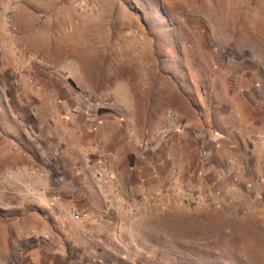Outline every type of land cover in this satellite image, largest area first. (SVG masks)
I'll list each match as a JSON object with an SVG mask.
<instances>
[{
    "label": "rangeland",
    "instance_id": "obj_1",
    "mask_svg": "<svg viewBox=\"0 0 264 264\" xmlns=\"http://www.w3.org/2000/svg\"><path fill=\"white\" fill-rule=\"evenodd\" d=\"M68 96L181 129L201 166L213 134L235 156L205 202L79 227L58 205ZM0 264H264V0H0Z\"/></svg>",
    "mask_w": 264,
    "mask_h": 264
},
{
    "label": "crops",
    "instance_id": "obj_2",
    "mask_svg": "<svg viewBox=\"0 0 264 264\" xmlns=\"http://www.w3.org/2000/svg\"><path fill=\"white\" fill-rule=\"evenodd\" d=\"M68 97L61 120L55 122L60 121L63 127L62 135L59 133L57 137L62 143L59 151L63 159L56 166L60 172L57 177L62 181L58 189L63 201L56 204L67 210L76 205L94 214L110 208L117 214L115 230L124 228L125 224L127 229L138 224L125 204L141 213L152 205L144 197L155 190L185 193L197 186L209 189L213 186L211 180L220 171L219 160L235 156L233 149L229 151L218 140V135L223 137V134H213L209 145L202 146L201 166L197 145L191 139L185 140L181 129L174 130V127L169 136L165 131L156 135L150 130L136 133L133 117L121 115L102 96ZM97 156L108 160V169L116 184L112 191L96 183L94 160ZM230 174L229 170L226 175ZM213 194L218 197L216 192ZM75 223L79 227L87 225V222ZM96 228L100 232L111 230L105 226ZM107 236H96V239L112 241Z\"/></svg>",
    "mask_w": 264,
    "mask_h": 264
},
{
    "label": "built area",
    "instance_id": "obj_3",
    "mask_svg": "<svg viewBox=\"0 0 264 264\" xmlns=\"http://www.w3.org/2000/svg\"><path fill=\"white\" fill-rule=\"evenodd\" d=\"M171 115H174V113H171ZM94 171L95 180L98 185L105 187L108 191H112L116 188L113 176L108 169V160L106 157L97 156L95 158ZM60 198L61 196H56V199ZM144 198L146 200H165L169 202H174L175 199L180 198V201H182L183 203H200L205 202L207 196L205 192L196 187L193 190L187 191L185 193L180 191L169 192L163 190H155ZM127 207L133 215H136L137 210L135 208L131 207L128 203ZM70 214L75 221L92 222L101 226H113L116 224V217L113 215L112 209L110 208H107L103 212L93 214L89 211L80 209L76 205H71Z\"/></svg>",
    "mask_w": 264,
    "mask_h": 264
},
{
    "label": "bare ground",
    "instance_id": "obj_4",
    "mask_svg": "<svg viewBox=\"0 0 264 264\" xmlns=\"http://www.w3.org/2000/svg\"><path fill=\"white\" fill-rule=\"evenodd\" d=\"M137 32V31H136Z\"/></svg>",
    "mask_w": 264,
    "mask_h": 264
}]
</instances>
